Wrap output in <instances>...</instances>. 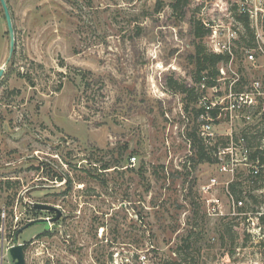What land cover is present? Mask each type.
Segmentation results:
<instances>
[{"label":"rangeland","instance_id":"374dc122","mask_svg":"<svg viewBox=\"0 0 264 264\" xmlns=\"http://www.w3.org/2000/svg\"><path fill=\"white\" fill-rule=\"evenodd\" d=\"M174 1L7 0L16 44L0 80V264H15L19 228L55 216L35 202L63 214L20 234L27 264H173L180 253L199 264H264V170L252 176L247 158L264 149V115L195 117L205 102L234 101L237 78L238 90L264 78L246 60L255 40L243 39L237 17L255 0H192L184 10ZM194 18L211 28L202 40L211 51L237 30L212 85L195 79ZM8 55L0 2V67ZM207 122L218 161L198 162L189 133L203 135Z\"/></svg>","mask_w":264,"mask_h":264},{"label":"trees","instance_id":"16d2710c","mask_svg":"<svg viewBox=\"0 0 264 264\" xmlns=\"http://www.w3.org/2000/svg\"><path fill=\"white\" fill-rule=\"evenodd\" d=\"M191 1L192 0H175L171 4V6L174 10H179L180 8L184 10L186 7L190 5ZM237 17L240 21L244 23V26H245L246 35L244 36L243 39L248 41V43L250 42L252 43V41L255 39V33L251 26L250 16L246 13L240 12L239 14H237ZM190 23H191L193 36L196 38V41L194 42V50H193V53L191 54L192 62L195 64L196 69H197V75L195 79L197 82H201L203 77H207V84L212 85L214 83V78L219 73V67H218L219 64L221 62L227 63L230 60L231 55L228 53H215L211 51L206 46V44L202 42L204 37L208 35L211 31V28L207 26L202 19L194 18L192 19ZM85 79H87V76H85ZM170 86L174 87L173 81H172V84H170ZM179 89L183 92L189 91V88H185V85L183 84L179 86ZM195 112H196L195 113L196 119L200 118L201 116L207 113L205 107L197 108L195 109ZM209 112L212 118H216L219 114V109L213 108L209 110ZM263 128H264V125H263ZM263 134H264V129L261 135ZM189 138L191 141L192 148L194 149L197 155L198 162L218 161V157L216 156V159L213 158L210 150L213 149L214 151H217V149L220 147L219 140L212 144H209L207 142V138L201 135V133L197 131V129H193L189 133ZM242 138H243V141L247 142V144L248 142L250 143L251 141V137H249V134L246 131L243 132ZM231 143H234V142H231ZM249 158L253 161L259 160L260 163H264V149L260 148L259 146H256V149L250 152ZM261 175L262 174H259V176ZM238 185H239L238 182L230 183V189L236 195L237 198L242 196V192L238 191L239 193H237L236 188ZM252 196L254 197L255 195H251V197ZM33 208L34 210H38L35 207ZM230 223H231L230 221L225 222L227 230L229 229L231 225ZM177 255H178V258L177 260H175V262H173V264H199L196 260H192V258L189 257L190 255L186 253L184 254L180 253Z\"/></svg>","mask_w":264,"mask_h":264},{"label":"built area","instance_id":"2783aa9c","mask_svg":"<svg viewBox=\"0 0 264 264\" xmlns=\"http://www.w3.org/2000/svg\"><path fill=\"white\" fill-rule=\"evenodd\" d=\"M261 4H262V0H255L252 5L250 4L241 5L240 9L243 13H246L250 16L255 33V39H254L255 46L252 50L246 52L245 55L246 60L252 62L254 65L264 70V14H263L264 7H262ZM213 35H217L216 29L212 33V36ZM227 37H228L227 43H225L224 45L221 39H215L213 45V51L215 53H228L232 56L231 41L237 37V30L234 29L232 26H229L227 30ZM223 65L219 66L218 75L220 76V79L223 75L226 74V68ZM203 78L205 79L206 77ZM203 85L206 86L205 83H203ZM240 85H243V82L240 78H237V80L234 81L233 83L234 87L232 86V89L229 91L230 96H234V101H230L226 105L218 104V103L216 104L215 102H212V104H209L208 102L203 103L204 107L206 108V112H209V110L213 108H218L219 112L223 109H228L230 111L246 110V111H254V117L258 115L263 116L264 115V78L255 80L251 85V87H249L247 90L246 88L243 87L239 88L238 90L237 86ZM206 118L207 117L205 116V119ZM208 118L211 119L212 117L208 116ZM203 127H204V131H202L203 136L208 138L205 135L210 136L212 134L211 132L212 126L209 122H207L203 124ZM247 158H249V154L247 155ZM132 159L135 160L136 157H133ZM254 162H256L257 165L254 166V168L251 170V173L253 174V176H257L261 174L260 173L261 169L264 170V163H260L259 160H256ZM213 181L216 180L213 179ZM206 188L207 187H205V189ZM238 203L242 205L243 200H239ZM48 222L52 223L50 220H48Z\"/></svg>","mask_w":264,"mask_h":264},{"label":"water","instance_id":"95a60500","mask_svg":"<svg viewBox=\"0 0 264 264\" xmlns=\"http://www.w3.org/2000/svg\"><path fill=\"white\" fill-rule=\"evenodd\" d=\"M0 2H1V5H2L3 10H4V14H5L6 22H7V27H8V34H9V55H8L5 63L0 67V80H1L2 77L4 76L7 64L11 61V59L14 55L16 40H15V28L13 25L12 15H11L7 0H0ZM33 207H35L37 209H41V210L54 211L55 216L50 217V218L42 217V218L31 220L27 224H25L23 227H21L17 230V232L15 234L16 241L9 248L10 255H11L12 259L14 260L15 264H27L26 255H25L26 244L18 241L20 234L26 228L33 225L37 221H48V220H50L51 222H56L61 218V216L63 214V211L59 207H57L53 204H50V203L35 202V203H33Z\"/></svg>","mask_w":264,"mask_h":264},{"label":"flooded vegetation","instance_id":"af4514ba","mask_svg":"<svg viewBox=\"0 0 264 264\" xmlns=\"http://www.w3.org/2000/svg\"><path fill=\"white\" fill-rule=\"evenodd\" d=\"M52 212H54V211H52Z\"/></svg>","mask_w":264,"mask_h":264}]
</instances>
